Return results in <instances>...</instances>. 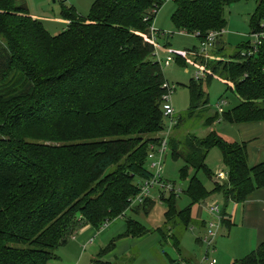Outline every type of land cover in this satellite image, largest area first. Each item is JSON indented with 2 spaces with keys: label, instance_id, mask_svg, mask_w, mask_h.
I'll return each mask as SVG.
<instances>
[{
  "label": "trees",
  "instance_id": "16d2710c",
  "mask_svg": "<svg viewBox=\"0 0 264 264\" xmlns=\"http://www.w3.org/2000/svg\"><path fill=\"white\" fill-rule=\"evenodd\" d=\"M164 1L96 0L88 20L65 9L69 27L53 36L31 16L25 0H0V264H50L72 233L87 226L101 230L131 208L152 213L153 200L142 206L134 201L139 186L152 178L150 147L164 131L163 85L168 81L149 41ZM172 1L175 28L203 42L210 33L224 31L225 6L237 0ZM254 1L252 32L264 18V0ZM248 46L230 60L202 62L206 78L188 86V119L203 117L210 105L204 80L209 84L219 77L238 105L207 117L205 127L217 119L264 124V49L241 62ZM176 61L186 65L180 55ZM181 123L182 117L176 128ZM213 148L222 151L226 181H218L207 165ZM169 150L183 163L180 179L188 180L183 193L192 205L223 197L226 228L231 227L228 205L244 203L264 188V163L250 165L246 143H228L215 131L203 139L189 133L183 141L172 135ZM201 173L214 178L212 192L199 180ZM177 198L170 193L163 199L164 226L154 232L161 246L180 255L195 221L191 207L178 209ZM127 224V236L151 233L134 220ZM115 246L114 241L103 249L100 258ZM234 264H264V243Z\"/></svg>",
  "mask_w": 264,
  "mask_h": 264
},
{
  "label": "rangeland",
  "instance_id": "374dc122",
  "mask_svg": "<svg viewBox=\"0 0 264 264\" xmlns=\"http://www.w3.org/2000/svg\"><path fill=\"white\" fill-rule=\"evenodd\" d=\"M96 0H25L28 5L31 16L41 22L45 29L53 36L65 32L69 27V21L63 16L65 9H73L75 14L81 18L88 20L92 15V8ZM257 2L254 0H237L231 4H227L224 9V18L226 27L224 29L223 37L216 43V49L209 50L210 57L213 61L216 60H230L238 53V50L247 42L252 41V17L257 16ZM176 9L174 1L168 0L163 2L159 13L156 15L154 28L162 34L158 38L157 45L159 47V59L162 61L167 56L180 55L183 59L180 64L175 61L170 66L162 64L163 73L166 80L176 86L173 94L172 103L175 109L176 122L174 124L171 136L175 135L181 141L185 140L188 134H194L199 139L206 138L212 131H215L221 138L228 143H241L242 138H249V142H253L251 148L258 147L264 138L258 135L255 131L248 130L245 126H238L230 124L224 120L217 122L211 128L205 127V119L212 117L219 113L217 106L221 101H225L224 110L228 111L238 105V99L233 96L229 87L224 80L215 77L209 84L204 80V90L209 96L210 105L202 118L188 119V111L191 106V95L188 86L192 80H195L196 74L202 70L200 65L202 62L209 63L207 58L201 57L197 48L200 47V41L194 36H186L178 31L171 21V16ZM153 12V11H152ZM169 34L168 40H165L164 35ZM218 44V46H217ZM169 50V53L167 51ZM223 50V52H221ZM198 65V66H197ZM204 65V68L206 67ZM207 68V67H206ZM182 117L184 123L178 126L179 118ZM222 119V118H220ZM169 119H164L163 137L165 138L170 128ZM264 126V124H262ZM261 125V126H262ZM262 126V127H263ZM244 127V128H241ZM257 127V126H254ZM242 129V131L240 130ZM257 129V128H254ZM260 128V132H261ZM248 131V132H245ZM258 142L256 143V141ZM207 165L214 174L220 170L224 171V161L222 151L219 148H213L208 156ZM183 166L182 161H175L172 158L169 150L165 162V179L172 184L175 183L177 189L187 192L189 183L180 179V170ZM208 192L214 190V178L209 179L204 174L198 175ZM178 196L177 205L179 210L192 208V215L195 221L210 225L212 222H218V217L211 216L209 212L205 211L204 207L217 204L222 214L224 210V199L220 195H214V199L208 200L204 204L192 205L191 199L185 193ZM234 204L231 203L227 207V213H231ZM166 204H155L152 213L146 216L143 212L134 213L135 209L131 208L126 213V217L122 218L125 223L134 220L138 226L150 230L151 233L135 237V243L127 254L119 256V259L109 262L105 259L107 253L100 258L104 238L95 236L92 244L85 245V248L74 242L77 235L72 233L68 238L73 239L67 245H62L57 252L58 258L51 261L50 264H97L96 261L107 264H187L182 261L177 253L170 246H161L160 235L154 231L164 226ZM204 208V209H203ZM222 216V215H221ZM222 223V219H221ZM216 245L213 258L217 260L218 264H234L231 258L234 256H247L257 249V244L249 240L250 234L241 230H232L229 232L226 228L218 225L215 229ZM208 230L203 231L200 227H192L184 237L182 242V249L184 251V258L191 262H199L202 255L206 252L207 246L202 243V240L207 236ZM230 236V238H228ZM67 238V240H68ZM67 243V242H66ZM131 242H129L130 246ZM106 249V248H105ZM104 249V250H105ZM248 250V253L245 251ZM244 252V253H243ZM109 254V253H108ZM168 257H167V256ZM100 258V259H99ZM171 261H170V259ZM184 259V260H186Z\"/></svg>",
  "mask_w": 264,
  "mask_h": 264
},
{
  "label": "built area",
  "instance_id": "2783aa9c",
  "mask_svg": "<svg viewBox=\"0 0 264 264\" xmlns=\"http://www.w3.org/2000/svg\"><path fill=\"white\" fill-rule=\"evenodd\" d=\"M152 13H155L154 11ZM148 20V18L146 19ZM154 27V25H153ZM185 34V33H183ZM224 34V31L220 32H212L210 33L203 42H200V47L198 48V53L201 57H205L207 59L210 57V51L215 48L217 40L220 36ZM166 35V34H165ZM169 36V34H167ZM186 36H189L185 34ZM162 35L160 32L156 31L154 28L151 27L149 41L153 44L155 48V55L157 60L160 64H164L165 66H170L174 61L176 56H167L164 60L159 59V47L157 45V40ZM194 36V35H193ZM166 37V36H165ZM194 37H199V35H195ZM252 41H249V49L243 50L241 52V62H245L247 59L259 56L262 53V49H264V18L260 21L259 25L257 26L256 30L251 34ZM210 50V51H209ZM169 53V50H165ZM206 78L205 69L202 68L196 76L195 80H203ZM163 88L166 90L162 101V107L164 111V118L169 119L170 121V128L168 130V134L165 138H162L157 144L151 145L149 155H148V168L152 172V178L149 180L144 181L140 186V193L135 197L134 206H142L147 200H153L156 204H163V199L169 196L170 193H174L177 196L182 194V190L177 189L171 182L165 179V162H166V154L169 150V138L171 137V132L173 129L174 124L176 122V114L175 109L173 107L172 98L173 94L176 90V86L166 82L163 85ZM226 102L223 100L217 106L219 113L222 114L224 112V106ZM215 178L218 181H226L228 178L227 172L219 171L216 173ZM207 211L218 217V222H212L208 225L207 236L202 240V243L207 246L206 252L202 255V258L199 263L193 264H217V260L214 259L212 256L215 251V239L216 233L215 229L218 225H221V213L217 204H213L211 206H205Z\"/></svg>",
  "mask_w": 264,
  "mask_h": 264
},
{
  "label": "crops",
  "instance_id": "0c3cea01",
  "mask_svg": "<svg viewBox=\"0 0 264 264\" xmlns=\"http://www.w3.org/2000/svg\"><path fill=\"white\" fill-rule=\"evenodd\" d=\"M158 13L159 12H157V14ZM165 40H168V39L165 38ZM261 125L262 123L243 124V125H238V126H245V128H248V130H258V132L257 131L255 132L258 135H262L264 138V126L262 125L263 126L262 127ZM254 126H257V127H254ZM241 128H244V127H241ZM254 128H257V129H254ZM260 128H262L261 132H260ZM240 130L242 131V129ZM245 132H248V131H245ZM242 139H245V140H241L242 141L241 143H246L248 145L250 165L257 166L261 163H264V142L261 143L260 148L258 147L251 148V146L255 143L251 141L249 142L248 140L249 138H242ZM257 142L258 140L256 141V143ZM207 162H208V159H207ZM220 171H223V170H220ZM223 172H227L226 167L224 168ZM211 199H214V196H212L208 200H211ZM233 204H234L233 209L231 210L230 214L228 213V217L226 218L229 224H231V227L228 226L226 228L222 225V223H221V227L223 229L226 228L227 230H229V232H231L234 229L241 230L243 232H248L250 234L249 240L251 242H255L258 248L262 243H264V188L259 189L255 191L254 193H252L244 203H241V204L233 203ZM204 210L207 211L206 208ZM210 215L212 216V214ZM194 226L200 227L203 231L207 230V227H208L207 224L201 223L198 221L194 222L193 227ZM128 230H129L128 224L125 223L122 218H118L112 221L111 223L105 225L101 230H97L91 226L85 227L83 230H81L77 234L76 238L74 239V242L76 243L78 242V244L82 245L85 248V245L92 244L93 238L98 235V237H102L105 239L103 246L107 248V246H109L111 243L115 241L116 242L115 249L109 254H107L105 257V259H107L109 262H113V261L118 260L119 256H123L127 254L128 251L131 249V247H133V245L136 244L135 238H133L132 236H127ZM185 236L186 234L184 235V237ZM230 236L231 235H229L228 238H230ZM184 237L182 239V242L184 240ZM70 240H73V239L68 238L67 243L65 245H67ZM129 242H131L130 246H129ZM181 250H182V253L179 255L180 259L188 264L190 260L184 258L185 255L182 249V243H181ZM245 253H248V250L245 251ZM245 257L234 256L231 258V261L234 263L235 261L241 260ZM199 262L197 261L191 262V264L199 263Z\"/></svg>",
  "mask_w": 264,
  "mask_h": 264
}]
</instances>
